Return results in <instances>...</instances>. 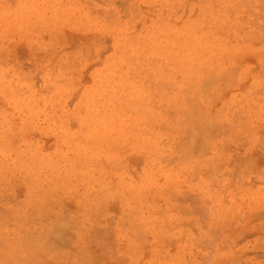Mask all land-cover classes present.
Masks as SVG:
<instances>
[{"label":"rangeland","instance_id":"374dc122","mask_svg":"<svg viewBox=\"0 0 264 264\" xmlns=\"http://www.w3.org/2000/svg\"><path fill=\"white\" fill-rule=\"evenodd\" d=\"M0 264H264V0H0Z\"/></svg>","mask_w":264,"mask_h":264}]
</instances>
